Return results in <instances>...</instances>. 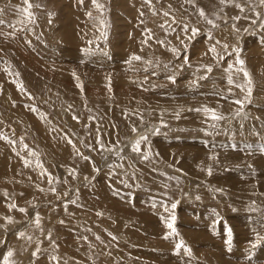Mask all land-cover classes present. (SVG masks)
<instances>
[{
	"label": "rangeland",
	"instance_id": "obj_1",
	"mask_svg": "<svg viewBox=\"0 0 264 264\" xmlns=\"http://www.w3.org/2000/svg\"><path fill=\"white\" fill-rule=\"evenodd\" d=\"M30 3L0 0V264H264V3Z\"/></svg>",
	"mask_w": 264,
	"mask_h": 264
},
{
	"label": "snow or ice",
	"instance_id": "obj_2",
	"mask_svg": "<svg viewBox=\"0 0 264 264\" xmlns=\"http://www.w3.org/2000/svg\"><path fill=\"white\" fill-rule=\"evenodd\" d=\"M24 2H25V4H26L27 6L24 7V8H22V9H20V11H21L22 13L26 14V15L28 16L29 20H31V19H32V16H33V13L30 11L32 5H31V3H30V0H24ZM149 2H150V0H149ZM261 2L264 3V0H261ZM93 3H96V0H93ZM96 7L102 9V8H103V5H100V4L96 3ZM201 14H202V15L204 14V13H203V10H201ZM89 15H91V14L89 13ZM165 15H167V13H165ZM101 23H103V21H101ZM192 31H193V33L195 34V33L198 32L199 30H198V29H193ZM104 35H106V33H105ZM160 43H163V42L160 41ZM85 51H88V50L85 49ZM172 51L175 52V53L177 54V56L180 55V53H179L178 50H176V49H172ZM211 51H212V52H215V48L213 47V48L211 49ZM132 58H133V59H137V60L141 59V58L138 57V56H133ZM239 63H240L241 65H243V64H244V61H243V60H239ZM230 67H231V66H230ZM210 70H211V69H209V71H210ZM240 71L244 72V75H245V76H249V74H248L243 68H241ZM169 79L172 80L173 82H175L176 77H175V76H170ZM228 80H229V83H232V77H231V76H229ZM20 87H21V89H23V85H22V84L20 85ZM237 87H243V85H237ZM251 91H252V88H251V78L249 77V79H248V88H247V92H248L249 96H246V97H245V100H236L235 103H237V104H241V105H242L245 101L249 100V97H250ZM196 111H204L205 113H211V119H213V120H220V119H223L222 116H219V115L216 114V112H215L214 109H208L207 107H205V108H203V109H196ZM74 118H75V117H74ZM133 130L135 131V129H133ZM4 138H6V137H4ZM146 139H147V137L142 136V137L140 138V140H138V141L136 142V144L134 145L133 150L139 152V151H140V143H141V141L146 140ZM10 142L14 143V141H10ZM25 147H27V145H25ZM144 158L147 159L148 157L145 156ZM85 159H88V158L85 157ZM25 164H26V165L28 164V161H27V160L25 161ZM38 166H41V167H42V165H39V162H38ZM97 171H98V169H97ZM209 173H211V169H209ZM49 175H50V174H49ZM52 190L55 191V189H52ZM9 207H15V205H10ZM171 207L174 209V208L176 207V204H172ZM19 210H20L21 212L26 211V209H19ZM165 210L167 211L168 209L166 208ZM9 219H10V218H9ZM162 219H163V217H162ZM175 220H176V216H175V215H172V216L170 217V219H166V220H165V224H166L167 228L170 229V231H169V232L166 234V236H165L166 239L169 238V237H173V236H177V235H178V232H177V230H176V228H175V226H174ZM37 224H39V217H38V216H37ZM19 235L23 236L24 233H20ZM229 236H231V231H230V230H229ZM262 239H264V238H262V237H260L259 235H257L256 241H255L254 243H252L251 246H252L253 248L257 247V246L260 244V242H261ZM228 242H229V244H230V243H231V239H229ZM182 247H184V241L181 239V240L176 244V246H175L176 251L179 252L180 249H181ZM187 251H188V254L191 255V249H187ZM12 255H13L12 251H8V253L4 256V264H11V262L9 261V257H11ZM53 259H55V257H53Z\"/></svg>",
	"mask_w": 264,
	"mask_h": 264
},
{
	"label": "bare ground",
	"instance_id": "obj_3",
	"mask_svg": "<svg viewBox=\"0 0 264 264\" xmlns=\"http://www.w3.org/2000/svg\"><path fill=\"white\" fill-rule=\"evenodd\" d=\"M83 21V20H82ZM25 60H26V62L28 63V64H31L33 67H42V64H41V62H37V61H32L33 59L31 58V59H29V58H25ZM36 60H38V59H36ZM30 66V65H29ZM31 66V67H32ZM44 69V71L47 69V67H44L43 68ZM7 77V79L6 80H8V76H6V75H4L3 76V78H6ZM52 77L54 78V79H52V80H56L57 78H56V76H54V74H52ZM5 80V82H8V81H6ZM131 81V80H130ZM9 87H10V85H9ZM124 90V89H123ZM16 90H15V88L13 87V95L12 96H14L15 97V95L14 94H16ZM12 94V93H11ZM155 97V96H154ZM126 99V98H125ZM122 100V99H121ZM155 101H156V103L157 104H159L158 103V98H155L154 99ZM160 100V99H159ZM161 103V102H160ZM126 126V125H125ZM129 129V128H128ZM144 129V128H143ZM135 140V139H134ZM159 145V144H158ZM160 147V146H159ZM163 148H164V146H163ZM166 149V148H165ZM163 153V155L164 156H168V152L167 151H162ZM187 167H189V166H187ZM192 170H190L191 172L193 171V172H197L198 170L197 169H195L194 170V167L192 166V167H190ZM197 170V171H196ZM227 176V175H226ZM224 177H222V179H223ZM221 179V180H222ZM238 179V178H237ZM239 181V180H238ZM238 181L236 180V179H234L232 176H228V177H226V178H224V183L225 184H227V186L228 185H230V187H236V188H239V184H238ZM95 205H97V204H95ZM100 205V204H99ZM111 207V206H110ZM110 209H113V208H110ZM125 212V211H124Z\"/></svg>",
	"mask_w": 264,
	"mask_h": 264
}]
</instances>
